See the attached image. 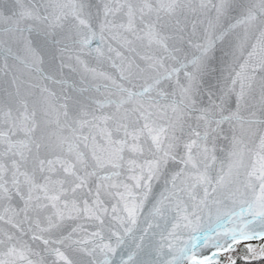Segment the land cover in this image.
<instances>
[{
	"label": "snow or ice",
	"instance_id": "snow-or-ice-1",
	"mask_svg": "<svg viewBox=\"0 0 264 264\" xmlns=\"http://www.w3.org/2000/svg\"><path fill=\"white\" fill-rule=\"evenodd\" d=\"M253 239L264 0H0V264H237Z\"/></svg>",
	"mask_w": 264,
	"mask_h": 264
},
{
	"label": "water",
	"instance_id": "water-1",
	"mask_svg": "<svg viewBox=\"0 0 264 264\" xmlns=\"http://www.w3.org/2000/svg\"><path fill=\"white\" fill-rule=\"evenodd\" d=\"M235 210L237 212H239V207L236 206ZM246 219H250V217H247ZM216 222H217V213L215 211H213V214L211 215V217L205 216L203 218L200 227L202 229H207L210 225H215ZM224 224H225V227L228 228V229L238 228L240 226L238 219L233 220V222H231V223H229L227 220H225ZM253 228H256L258 230L259 226L258 225H249V230H251ZM193 235H196V234H194V233H192V232H190L188 230H183L181 232V234H180V238L178 240L174 241V243H176L178 247H182L183 246V242L189 240V238L192 237ZM217 238L220 239V240L224 239L223 236H220V237H217ZM256 241H260V239H253V240H250V241H247V242H256ZM247 242H245V243H247ZM197 252H199V244H198V247H197Z\"/></svg>",
	"mask_w": 264,
	"mask_h": 264
},
{
	"label": "rangeland",
	"instance_id": "rangeland-1",
	"mask_svg": "<svg viewBox=\"0 0 264 264\" xmlns=\"http://www.w3.org/2000/svg\"><path fill=\"white\" fill-rule=\"evenodd\" d=\"M246 245H251L252 247H254L256 249L257 255L254 258H250V259H255V258L260 257L259 256L260 248L262 245H264V241H262V240L256 241V242H247V243L237 245L236 246L237 251L234 254L236 257H238L237 260L243 259L241 254L246 252ZM249 256H251V254H249Z\"/></svg>",
	"mask_w": 264,
	"mask_h": 264
},
{
	"label": "trees",
	"instance_id": "trees-1",
	"mask_svg": "<svg viewBox=\"0 0 264 264\" xmlns=\"http://www.w3.org/2000/svg\"><path fill=\"white\" fill-rule=\"evenodd\" d=\"M237 264H264V258H255L249 259L248 261H244V259L237 260Z\"/></svg>",
	"mask_w": 264,
	"mask_h": 264
}]
</instances>
